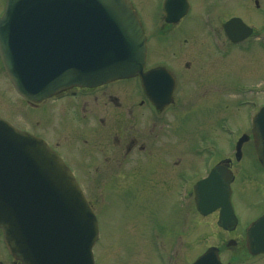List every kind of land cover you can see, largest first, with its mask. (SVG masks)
<instances>
[{
  "label": "flooded vegetation",
  "instance_id": "flooded-vegetation-1",
  "mask_svg": "<svg viewBox=\"0 0 264 264\" xmlns=\"http://www.w3.org/2000/svg\"><path fill=\"white\" fill-rule=\"evenodd\" d=\"M129 1L146 35L143 74L158 70L159 83L147 87V78L133 77L72 88L39 103L26 102L30 110L28 126L20 127L43 138L62 157L82 188L80 171L90 169L93 180L102 185L116 169H128L133 164L131 159H137L140 169L147 161L160 165L164 173L169 166L174 167L180 182L174 198L179 205L190 207L181 214L207 218L202 224L204 230L210 229L209 217L215 215L213 223L222 237L189 264L208 248L217 251L222 264L264 261V188H260L264 187V167L257 158V126L254 131L252 125L254 114L264 102L257 107V98L234 100V106L248 105L254 111H249L242 126L229 130L223 92L229 88L235 97L247 92L258 95L264 90L257 88V83H244L235 65L238 61L254 65L246 72L250 77L252 73L257 75V59L264 66V0H141L147 7V18L136 9L135 0ZM233 18L244 24L231 29L234 37L242 38L238 41L229 38L225 29L226 22ZM263 66H259L261 74ZM226 76L233 79L226 81ZM198 107L206 108V115L194 120ZM101 129L109 132L111 139L105 145L88 144L85 137ZM153 131L154 145L149 141ZM227 133L228 138L231 136L228 141ZM242 135L247 139L237 147ZM79 137L84 139L79 141ZM223 141L227 146L221 144ZM203 180H207L203 198L224 202L205 213L196 209L199 194L194 189ZM236 201L240 202L238 206ZM149 224L156 252L155 244H160L163 234L169 240L176 229L171 231L158 220Z\"/></svg>",
  "mask_w": 264,
  "mask_h": 264
},
{
  "label": "water",
  "instance_id": "water-1",
  "mask_svg": "<svg viewBox=\"0 0 264 264\" xmlns=\"http://www.w3.org/2000/svg\"><path fill=\"white\" fill-rule=\"evenodd\" d=\"M145 50L129 0H6L0 16L3 68L17 93L31 102L76 86L142 76ZM159 73L144 76L147 87L159 83ZM252 125L264 166V106ZM206 182L196 189L201 213L224 204L203 198ZM0 230L18 264H94L98 223L72 172L42 139L2 117ZM216 252L208 249L192 264H220Z\"/></svg>",
  "mask_w": 264,
  "mask_h": 264
},
{
  "label": "rangeland",
  "instance_id": "rangeland-1",
  "mask_svg": "<svg viewBox=\"0 0 264 264\" xmlns=\"http://www.w3.org/2000/svg\"><path fill=\"white\" fill-rule=\"evenodd\" d=\"M3 3L4 0H0V12ZM135 6L142 13V17L147 18V7L141 3V0H135ZM235 65L241 70L240 79L244 80V83L247 85L257 83V88L264 87V75H262L264 71L261 74L259 69V66H263L262 61L256 60L257 75L251 74L252 77H256H253L255 80L246 75L247 71L255 68L254 65H244L242 61H238ZM232 79V76H226V81ZM223 92L225 118L229 124H227L229 130L230 128L233 130L235 125L242 126L246 115L252 110L248 105L247 107L234 106V100L257 98V107L264 102V90H259L258 95L253 94L252 96L250 92H247L242 96L236 95L235 97L229 88H225ZM26 106L25 102L13 90L2 66H0V116L13 124L27 127L30 110ZM204 115H206V108L198 107L193 113V118L201 120ZM198 129L201 131L203 127L199 126ZM154 133L155 131L150 135L152 138H149L152 145H154ZM85 138H87L88 144L105 145L111 136L109 132L101 129V132L93 133L92 136ZM229 138L227 133L226 141ZM78 139L82 141L84 137ZM194 140L195 138H193ZM221 144L224 145L225 142L223 141ZM228 152L226 149V154ZM135 160L137 159H131L130 163L133 164L128 166V169L123 167L116 169L115 175L102 185L93 180L95 175L90 169L79 172L83 189L88 200L94 206L99 225V238L93 247L95 264H189L197 254L205 250L206 246L220 242L222 238L220 231L213 223L215 215L209 217L210 229L204 230L202 224L206 223L207 218H199L196 213L181 214V211H187L190 207L186 203L181 205L176 203L174 194L178 188L179 180L176 178L174 167L169 166L166 168L167 172L164 173L160 171L162 170L159 169L160 165L147 161L144 164L145 167L140 169ZM114 167L116 168L115 164ZM176 169L178 168L176 167ZM245 182L246 184L250 183L246 179ZM253 186L255 185L252 184ZM127 195H131V197ZM239 203L236 201L237 206ZM173 214V217L167 218ZM149 220H158L163 225L171 227V231L176 229V233L173 232L169 240L166 234L162 233L160 244H155L156 252L153 250L148 233L151 225ZM0 260L4 264H13L12 258L4 248L1 233ZM247 264H264V261L258 260L257 263H251L248 260Z\"/></svg>",
  "mask_w": 264,
  "mask_h": 264
}]
</instances>
